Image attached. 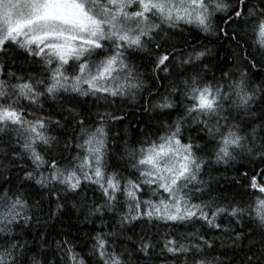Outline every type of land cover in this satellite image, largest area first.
<instances>
[{"label":"snow or ice","instance_id":"snow-or-ice-1","mask_svg":"<svg viewBox=\"0 0 264 264\" xmlns=\"http://www.w3.org/2000/svg\"><path fill=\"white\" fill-rule=\"evenodd\" d=\"M0 264H264V0H0Z\"/></svg>","mask_w":264,"mask_h":264}]
</instances>
